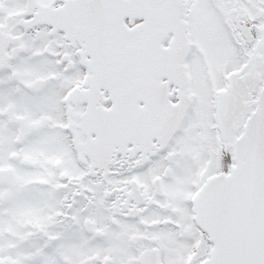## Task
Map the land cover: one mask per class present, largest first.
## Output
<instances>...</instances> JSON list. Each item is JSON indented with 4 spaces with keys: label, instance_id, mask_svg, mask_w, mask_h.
<instances>
[{
    "label": "snow or ice",
    "instance_id": "6c2138e0",
    "mask_svg": "<svg viewBox=\"0 0 264 264\" xmlns=\"http://www.w3.org/2000/svg\"><path fill=\"white\" fill-rule=\"evenodd\" d=\"M0 264H264V0H0Z\"/></svg>",
    "mask_w": 264,
    "mask_h": 264
}]
</instances>
